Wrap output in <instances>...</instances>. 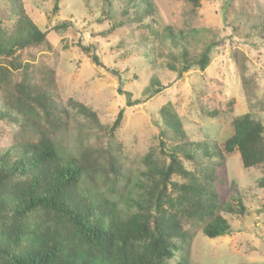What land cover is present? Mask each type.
<instances>
[{
    "label": "rangeland",
    "instance_id": "rangeland-1",
    "mask_svg": "<svg viewBox=\"0 0 264 264\" xmlns=\"http://www.w3.org/2000/svg\"><path fill=\"white\" fill-rule=\"evenodd\" d=\"M20 1L47 37L41 45L18 52L16 61L0 58V66L13 70V82L27 79L48 88L70 112L69 127L55 138L57 148L72 156L86 147L106 150L109 128L125 109L115 138L118 147H113L122 165L117 192L123 197L116 207L121 214L126 211L123 198L135 196L139 178L148 171L145 158L162 162L158 151L162 110L179 116L190 140L208 141L220 149L232 135L235 119L251 114L264 125V41L258 24L264 17V0H200L197 7L179 0H149L150 18L115 31L114 22L103 19L107 9L102 0H61L57 13L56 0ZM112 1L120 22L122 0ZM7 2L0 0V16L11 30L16 18L8 17ZM169 31L192 57L211 47L206 70L180 76V64L174 61L179 52L171 48ZM11 64L20 68L14 70ZM153 79L159 84L153 86ZM152 86L161 93H149ZM127 94L140 105L128 108ZM77 104L93 110L97 122L78 129L73 106ZM15 130L12 123L0 122V148L15 142ZM26 138L34 140L36 135L28 131ZM191 165L186 163L189 170ZM218 170L224 183L216 186L226 202L221 215L231 234L209 239L202 225H188L186 250L168 264H264V188L259 186L264 165L246 169L237 152ZM105 191L100 188L92 194L102 197ZM98 264L114 263L99 258Z\"/></svg>",
    "mask_w": 264,
    "mask_h": 264
},
{
    "label": "trees",
    "instance_id": "trees-1",
    "mask_svg": "<svg viewBox=\"0 0 264 264\" xmlns=\"http://www.w3.org/2000/svg\"><path fill=\"white\" fill-rule=\"evenodd\" d=\"M60 1L55 2V13ZM102 1L107 9L103 19L114 22L111 31L128 22L143 23L153 14L149 0H122L116 22L117 5ZM179 1L200 5V0ZM5 6L8 17L16 20L9 30L0 16V58L16 61L18 52L41 45L47 34L29 19L20 0H8ZM258 24L264 41V17ZM167 38L172 50L179 52L174 61L180 64V76L207 69L211 47L192 57L172 32ZM93 61L100 67L96 57ZM12 75V69L0 66V122L12 123L17 131L15 142L0 148V264H98L99 258L114 264H168L186 250L188 225H202L209 239L231 234L221 215L226 202L216 186L224 183L218 169L237 152L246 169L264 165V125L251 114L234 120L233 133L220 149L208 141L190 140L179 116L162 110L158 124L162 162L145 158L148 171L139 178L135 196L123 198L126 211L121 214L116 207L123 197L117 192L122 165L113 147H118L115 138L125 109L109 128L111 142L106 150L86 147L75 156L65 154L55 138L69 127L70 112L48 88L27 79L13 82ZM47 76L52 79V74ZM155 84L159 82L153 79ZM153 86L149 93H161ZM126 97L128 108L140 105L131 101L130 94ZM73 106L78 129L97 122L93 110L83 104ZM28 131L34 132V140L26 138ZM259 186L264 188V178ZM100 188L106 194L94 196L92 192Z\"/></svg>",
    "mask_w": 264,
    "mask_h": 264
}]
</instances>
